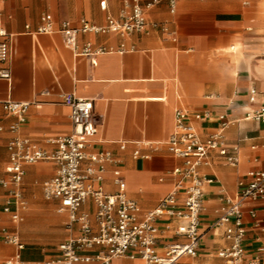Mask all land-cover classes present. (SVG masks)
<instances>
[{"label": "crops", "instance_id": "crops-1", "mask_svg": "<svg viewBox=\"0 0 264 264\" xmlns=\"http://www.w3.org/2000/svg\"><path fill=\"white\" fill-rule=\"evenodd\" d=\"M130 0H0L2 27L10 37L11 79H0V176L7 178L8 143L26 138L40 149L52 152L51 140L73 133L70 109L61 96L91 100L97 134L86 152H109L118 161L109 164L102 188L115 193L113 171H121L126 196L142 217L156 208L175 188L180 177L173 174L183 167L167 146L173 133L177 109L187 111L202 139L219 129L220 115L229 124L223 131L226 147L236 149L238 163H226L211 152L208 163L199 167L203 178L202 235L197 255L184 257L180 264H228L217 253L228 245L224 227H214L222 215L225 198H236L240 183L264 171V122L251 114L264 105V0H177L170 12L167 0L157 1L145 11L144 31L121 36L115 33L79 34L77 50L90 43L104 47L100 55L77 53L59 31L62 22L78 27L85 19L98 26L107 18L119 19ZM104 3V9L101 8ZM49 15L53 31L37 29L41 17ZM255 91V100L249 97ZM7 101L28 102L25 121L4 112ZM208 112L210 119L196 121L195 114ZM16 125L14 131L10 130ZM124 143L126 148L120 149ZM138 150L147 159L132 157ZM20 185L24 207L0 187V264L19 256L23 263L45 262L60 257L59 245L77 237L78 226L68 228V217L59 211V202L46 200L43 185L56 172L52 161L24 165ZM9 205L18 210L22 221L14 223ZM250 211L254 212L251 216ZM94 225L96 206L87 201L80 209ZM33 219H39L35 227ZM245 228V262L258 259L264 264V198L245 201L242 206ZM178 220L157 221L156 249L163 253L177 237ZM6 229L19 236L23 249L6 243ZM112 264H146L140 259L117 258Z\"/></svg>", "mask_w": 264, "mask_h": 264}, {"label": "built area", "instance_id": "built-area-1", "mask_svg": "<svg viewBox=\"0 0 264 264\" xmlns=\"http://www.w3.org/2000/svg\"><path fill=\"white\" fill-rule=\"evenodd\" d=\"M170 12L176 10L177 0H167ZM157 1L142 4L140 0L126 2L125 9L119 19L108 17L106 24L94 25L82 19L78 27L68 22L60 24L59 31L66 37L72 48L82 55H100L108 52L106 48H92L87 43L81 51L77 50L76 40L79 34L115 33L128 36L142 32L147 27L146 9L153 7ZM104 3L101 8L104 9ZM38 32L53 31V22L49 15L41 17ZM10 37L2 27L0 18V79L10 80ZM63 103L70 109V120L73 133L66 137H58L50 141L55 146L54 151L47 152L26 138H14L8 145L9 160L5 167L7 178L0 176V187H12V195L24 207L21 199L20 185L24 177V165L41 161H52L56 164L54 176L43 185V196L46 200L59 202V211L67 214L68 228L78 226L79 235L68 239L59 245L60 257L45 262L23 263L18 255L4 264H112L117 258L140 259L146 264H180L184 257H195L201 240L200 216L203 211V187L211 180L205 179L199 173V167L208 163L211 152L216 153L226 163L235 166L238 163L236 149L230 151L226 147L223 131L229 124L224 115H220L219 129L216 133L202 139L198 134L191 115L182 109L174 114L173 133L167 140L170 152L183 160V167H177L173 174L180 177L175 188L163 197L159 205L146 212L142 217L138 214L137 204L126 196V184L122 173L115 169L112 173L113 183L117 187L115 193H107L102 188L104 174L109 164L118 161L109 152H86L89 141L97 134L94 123L91 100L76 98L72 94L61 96ZM249 100H255V91L251 92ZM30 103L7 101L2 104L4 112L25 121ZM208 112L195 114L193 119L205 121L210 119ZM251 118L264 122V105L251 114ZM16 125L10 127L11 131ZM126 148L124 143L120 149ZM134 159L148 156L141 155L138 150L132 153ZM240 191L236 198H225L222 215L214 227H224V236L228 245L220 249L218 257L228 264H258L255 259L245 262L243 241L245 228L242 220V206L247 200L256 201L264 198V171L251 175L248 183H240ZM92 201L96 206L94 225L87 213L80 212L81 207ZM4 211L10 213L14 223H20L22 218L18 210H12L9 205ZM251 216L254 212L250 211ZM178 220L176 239L167 244L163 253L156 249L158 237L157 221L162 219ZM3 240L12 244L18 250L23 249L19 236L2 229ZM264 252V248L260 249Z\"/></svg>", "mask_w": 264, "mask_h": 264}, {"label": "rangeland", "instance_id": "rangeland-1", "mask_svg": "<svg viewBox=\"0 0 264 264\" xmlns=\"http://www.w3.org/2000/svg\"><path fill=\"white\" fill-rule=\"evenodd\" d=\"M33 222L35 223V227H37L38 225H39V222H40V220L39 219H33Z\"/></svg>", "mask_w": 264, "mask_h": 264}]
</instances>
